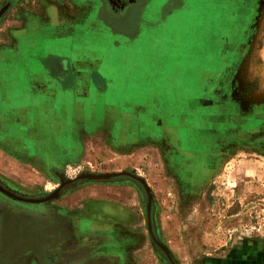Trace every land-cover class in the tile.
<instances>
[{"label":"rangeland","instance_id":"obj_1","mask_svg":"<svg viewBox=\"0 0 264 264\" xmlns=\"http://www.w3.org/2000/svg\"><path fill=\"white\" fill-rule=\"evenodd\" d=\"M183 1L169 12L182 0H153L152 16L165 19L133 43L86 36L112 100L145 106L140 116L109 107L105 118L98 91L88 100L58 88L47 56L31 52L39 39L25 40L33 33L6 32L32 22L40 1L0 0V185L40 199L71 180L44 201L0 191V264H264V0L229 40L203 29L232 0ZM211 47L219 61L204 62Z\"/></svg>","mask_w":264,"mask_h":264},{"label":"crops","instance_id":"obj_2","mask_svg":"<svg viewBox=\"0 0 264 264\" xmlns=\"http://www.w3.org/2000/svg\"><path fill=\"white\" fill-rule=\"evenodd\" d=\"M39 1H40L38 5L39 10L36 12L37 14L34 13L35 15H32V19H31L32 22L29 21V19H26V22L24 24V29H17V27H13L6 30V32L33 33V34H26L25 40L28 41V38H32V36H35L36 39L37 38L39 39V44L33 47L31 52L37 53L41 56H47L48 59L47 61H44L43 59H41V61L48 67L51 76L53 77L52 79H56L55 81L57 83V86L62 91L66 92L68 95L75 96L77 95L76 93H78L82 97L89 98L91 90H96L98 91L99 100L101 99L102 102L101 105L105 107V111H104L105 118L110 116L107 115V113L109 112V107L115 109L120 108L121 110L120 112H124L121 113V115L122 116L126 115V112H128L125 110L127 106L126 101L129 99L124 97L120 101H117L115 99L112 100V98L114 97L110 95V93L107 94L109 92L108 91L109 88H111L110 83H112L111 82L112 80L107 79V81H105L104 79L105 77L103 78L101 76V67H103L101 62L102 60L100 58L92 59L91 57L88 56L89 50L87 49L86 46L88 44H86L84 40L86 39V36H93L94 33H100L108 37L109 35L113 37H117L118 35L125 37V39L122 38L123 41L112 39L110 42L112 47L118 48V46L120 45L122 46L133 43L134 37H137L138 33L142 32L141 27H152L154 24L157 23L156 22L157 20H155V17L152 16V13L151 12L149 13L148 11L149 15L146 14L145 16V14H143L139 17L142 24L136 27V30H134V32L130 31V29H128L127 32H125L126 30H123L121 28L117 29L112 24H109L111 23L110 19L104 18L102 15L98 13L99 0H39ZM242 1L246 3L248 0H241V4ZM251 2L252 0H249L248 5H250ZM175 5L176 6L174 7L171 6L167 11L170 12L175 8H182L185 6V2L182 0L180 4H175ZM164 19L165 17L160 19L159 21H162ZM207 26L208 25H206V27ZM206 27H204L203 31H205L206 33H212V28L208 29ZM203 31H200V33ZM126 33H132V34H130V36L128 37V35L126 36ZM226 34L228 40L230 37L234 36V33H226ZM64 38H68V41L66 42L67 47L63 49L64 50L62 52L63 54H56L57 52H53V51L56 50L58 47L56 48L55 42L53 41L62 40ZM210 43L213 44V41H210ZM218 51H219L218 48L214 50L211 47V53L207 54L205 57H202L201 60L205 62L206 60L212 61L213 59H217L216 54ZM94 60L97 62L96 64H93ZM59 64H62L63 73H60L62 69H60ZM245 65L246 64H244V66ZM94 77H98V80L96 81L97 82L102 81V85L101 83H99V85L95 87L92 84V80L94 79ZM107 82L109 83V85ZM232 85L236 88L238 83L237 82L232 83ZM184 94L185 96L187 95L186 90ZM180 95L181 94L177 95L178 103H180V98H181ZM16 96L17 97L19 96L18 99H20L21 94L18 93V95ZM249 96L250 97L248 100L253 103L255 102L254 105L255 107H257V109L259 107L260 108L262 107L261 104L262 100L260 98L262 96L261 92L256 91V93H254V95L252 96L249 93ZM88 100H90V98ZM188 100L195 103L193 106L192 105H188V106H192V107H197L202 105L206 106L205 104L202 103V98L188 97L187 104L189 103ZM230 100L240 101V99L235 98V96H233V99ZM84 101H85L84 98H82L81 102L84 103ZM249 101H247V99H244L245 104L247 103L249 104L250 103ZM68 106H66V108L71 109V111H69L70 113L69 117L72 118V120L75 119L76 117H80L79 114H75L74 102L70 103V106L72 107L70 106L68 107ZM213 106L214 105H211V107ZM144 109L145 106L136 105L132 107V110L129 111L128 114L133 112L135 113V116H140V113L144 112ZM37 110H38L37 106H35L34 109L32 110V113L34 112L33 116L35 117L36 114L38 113ZM19 111H20V116H22L23 111L21 109H19ZM173 114L178 115V114H182V112L178 111L177 113L176 111H170L166 114V116L171 117V115ZM88 115H92V111L89 112ZM196 117H197V113H196ZM256 118H260V115L259 116L256 115ZM103 121L104 120L100 121L98 125L100 128L99 132L102 133L105 131V133H107L108 131L105 128H107L108 122L106 120L105 122ZM259 130L260 129H258V131Z\"/></svg>","mask_w":264,"mask_h":264},{"label":"flooded vegetation","instance_id":"obj_3","mask_svg":"<svg viewBox=\"0 0 264 264\" xmlns=\"http://www.w3.org/2000/svg\"><path fill=\"white\" fill-rule=\"evenodd\" d=\"M152 1L153 0H99L98 13L104 18H109L111 22L109 24H112L117 29L121 28L126 30L125 32H127L131 24L132 26L135 25V30L136 27L142 24L139 17L143 14H145V16L146 14L149 15ZM169 1L170 0H168V2ZM248 2L249 0L246 3L242 1L241 4V0H232L229 2V5L225 7L224 12L223 8L215 6L212 11L210 23L206 28H212V33H218V39L221 38L220 33H234L235 35L242 25L240 21H245L246 7H249ZM174 6L176 5H172V7ZM159 20L160 19H157V21ZM220 42L225 43L226 41L221 40ZM216 58V60L219 61V51L216 54ZM59 67L62 69L60 73H63L62 64H59Z\"/></svg>","mask_w":264,"mask_h":264},{"label":"water","instance_id":"obj_4","mask_svg":"<svg viewBox=\"0 0 264 264\" xmlns=\"http://www.w3.org/2000/svg\"><path fill=\"white\" fill-rule=\"evenodd\" d=\"M112 175H116V174H103V175H91V174H84V175H78L76 178H90V179H98V178H108ZM71 180H65L64 182H62L60 184L59 187H57L55 190H53L51 193H49L47 196L43 197V198H40V199H25V198H22L20 196H17L15 195L14 193L10 192L9 190L3 188L1 185H0V191L3 192L4 194L14 198V199H17V200H21V201H27V202H37V201H44V200H48V199H51L52 197H54L56 195V193L58 192V190L60 189V187L65 184V183H68L70 182Z\"/></svg>","mask_w":264,"mask_h":264}]
</instances>
